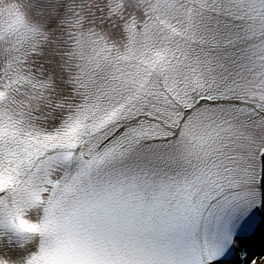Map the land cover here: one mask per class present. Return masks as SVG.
<instances>
[{"label":"snow or ice","instance_id":"1","mask_svg":"<svg viewBox=\"0 0 264 264\" xmlns=\"http://www.w3.org/2000/svg\"><path fill=\"white\" fill-rule=\"evenodd\" d=\"M262 224L264 0H0L16 264H264Z\"/></svg>","mask_w":264,"mask_h":264},{"label":"bare ground","instance_id":"2","mask_svg":"<svg viewBox=\"0 0 264 264\" xmlns=\"http://www.w3.org/2000/svg\"><path fill=\"white\" fill-rule=\"evenodd\" d=\"M250 254L255 257V255L257 254V252L254 249L250 250ZM262 257H264V252L261 254Z\"/></svg>","mask_w":264,"mask_h":264},{"label":"clouds","instance_id":"3","mask_svg":"<svg viewBox=\"0 0 264 264\" xmlns=\"http://www.w3.org/2000/svg\"><path fill=\"white\" fill-rule=\"evenodd\" d=\"M0 240H3V239H0Z\"/></svg>","mask_w":264,"mask_h":264}]
</instances>
